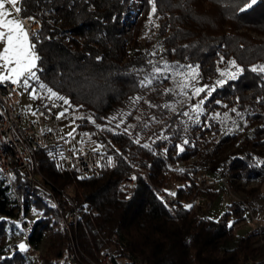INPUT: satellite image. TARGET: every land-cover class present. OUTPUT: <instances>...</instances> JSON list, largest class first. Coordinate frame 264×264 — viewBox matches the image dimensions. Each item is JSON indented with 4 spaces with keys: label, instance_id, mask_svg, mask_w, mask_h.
Instances as JSON below:
<instances>
[{
    "label": "trees",
    "instance_id": "trees-1",
    "mask_svg": "<svg viewBox=\"0 0 264 264\" xmlns=\"http://www.w3.org/2000/svg\"><path fill=\"white\" fill-rule=\"evenodd\" d=\"M132 1L23 0V16L41 22L31 38L39 56L34 82L84 112L77 132L100 160L98 173L84 174L65 165L57 144L38 153L45 177L79 208V264L98 263L104 249L111 264H264L251 252L255 233L236 232L248 218L246 199L260 197L264 183V39L234 32L264 34V0L243 11V0H208L220 23L199 13V0H155V12L151 0H140L132 19ZM199 87L196 98H182ZM202 97L205 112L194 111ZM229 114L245 122L240 132ZM210 167L224 175L214 188L198 178L202 171L214 175ZM132 169L137 181L127 199L120 184ZM15 186L19 202L0 172V264H30L17 246L7 254L15 211L26 213L30 198L59 221L71 208L60 196L57 211L38 189L30 197L18 170ZM227 190L246 198L231 200L218 218L185 202L196 194L222 201ZM168 192L179 203L165 204ZM50 221L35 220L30 246L38 247ZM71 248L65 231L54 233L42 264H70Z\"/></svg>",
    "mask_w": 264,
    "mask_h": 264
},
{
    "label": "built area",
    "instance_id": "built-area-1",
    "mask_svg": "<svg viewBox=\"0 0 264 264\" xmlns=\"http://www.w3.org/2000/svg\"><path fill=\"white\" fill-rule=\"evenodd\" d=\"M30 17V19H29ZM24 24L30 37L41 28V22L37 17L27 16L23 18ZM28 90V86L23 84H13L9 81L0 83V172L5 183L10 187L15 195V200L19 202V196L15 186L16 171L23 174L28 183V192L31 195L38 189L43 198L51 207L61 212L60 196L65 198L71 208L62 213L60 229L65 231L71 239L72 251L69 253L70 264H79V245L76 238L77 225L80 212L74 200L64 191L56 188L42 172L38 153L46 145L57 144L61 147L63 162L67 166L76 165L84 174H96L100 168V160L97 152L89 145L80 144L69 146L65 140L57 137L48 125L52 117L50 113L40 106L34 111L21 112L19 110L20 90ZM199 180L207 188H213L219 183L218 177L209 172L203 171L199 175ZM137 181V170L128 172L120 184V189L127 199L131 198ZM165 204L174 206L179 203V199L173 192H168L162 196ZM197 208H210L212 202L202 194H196L191 200L185 201ZM15 222L28 234L34 227V222L27 218L20 208L17 209ZM58 229V227H57ZM27 250V254L37 255L34 246ZM91 264H111V252L104 249L97 263Z\"/></svg>",
    "mask_w": 264,
    "mask_h": 264
},
{
    "label": "rangeland",
    "instance_id": "rangeland-1",
    "mask_svg": "<svg viewBox=\"0 0 264 264\" xmlns=\"http://www.w3.org/2000/svg\"><path fill=\"white\" fill-rule=\"evenodd\" d=\"M199 4L197 2L198 10L199 13L202 14L206 18V20L211 21L212 23H220V18H221V13L219 10L215 9H210L213 7V5L208 1L204 0L200 2ZM8 8H11L10 4H6ZM17 6L21 9L19 13H14L15 17L17 19H20L23 21L24 18V13H23V8H24V3L23 0H18ZM141 9V1L140 0H133L130 11L128 15H132L131 18L134 19L136 18L137 15H139ZM228 24V23H227ZM230 24V23H229ZM24 28L27 30L24 21H23ZM128 27L130 28L129 30V36L131 35V28H132V20L129 22ZM227 29V28H226ZM28 31V30H27ZM241 32V31H249L252 36H255L257 39H264V34L258 33V31H253V30H248L247 28H240L238 30H234V32ZM29 33V32H28ZM29 38L31 40V37L29 35ZM32 42V40H31ZM2 47V46H0ZM36 53V52H35ZM34 70V69H33ZM35 72V71H34ZM179 75V74H178ZM190 74L189 76H191ZM23 79V78H22ZM36 78H30L28 79V90H20V102H19V110L21 112H26V111H34L40 106H43L51 115L52 120L51 123L48 125V127L54 131V133L57 135V137L65 140V142L69 146H76L80 144H86V145H92V142H87L88 141V136L84 135L83 137H80V135L77 132V118L81 117L84 112L78 111V110H70L66 103L58 99L57 97H60L55 91L50 89L49 87L45 86L44 84H36L34 82ZM183 80V81H182ZM8 81V80H6ZM11 82V81H9ZM182 83H188L192 82V80H185V78L181 79ZM180 82V85H181ZM1 83V82H0ZM23 84L22 82L18 85ZM51 90V92L49 91ZM195 89L197 88H192L190 96L187 95H182L183 99H186L187 96L196 98L197 93L195 92ZM200 89V87H199ZM51 93H55L56 95L53 96ZM185 94V93H184ZM187 98V99H189ZM199 104V109L201 112H205V108L201 105L204 102V98H200V100L197 101ZM201 107V108H200ZM192 109L195 108V104L191 106ZM197 111V110H196ZM220 113V114H219ZM217 113L216 115H222L221 112ZM214 113L212 112V115ZM215 116V115H214ZM225 119H231L232 122V129L235 132H240L243 128V125L245 122L237 120L233 115L229 114L226 115ZM184 163L179 162L178 166L183 167ZM210 171H213L216 177L218 178H224V175L222 172L219 170L217 167H210ZM203 172V171H202ZM250 186L256 185V182L253 181L249 183ZM176 186V183L174 185L172 184L171 189ZM214 188V187H213ZM261 196L256 198V199H246V201L249 204L250 211L248 214V218H246L245 221L241 222L238 227L236 232L237 233H246L248 231H252L255 233V241L251 245V252L252 255L255 259H260L264 258V183L261 185ZM222 201L221 199H217L213 202V205L211 209L209 208H197L194 207L195 209L199 210L201 213H205L211 218H218L220 217L227 209V204L231 202L233 199H245L246 196L243 193H238L234 190H227L222 193ZM10 198L12 200H15V195L13 192L10 193ZM33 198V197H32ZM30 198L29 204H28V209L26 212L27 218L32 220L35 223V220L42 217V216H47L51 218L49 228L45 231L44 237L41 240L40 244L38 247H35L37 250V255H30L27 254V250L30 249V245L27 241V233L19 226L17 222H14V228L13 230H10V236L8 238V245L11 246V249L7 252V254H11L13 252V247L17 246L18 249L21 251H24L27 260L30 261V264H42V259L43 257L48 255V249L52 243V235L54 233L62 231L60 229V224L62 222V218H60V221L56 218V216L53 213H46L45 208H37L35 204L33 203V200ZM17 212V210L15 211ZM54 215V216H53ZM230 222H232V218L229 219ZM58 227V229H57ZM68 235V234H67ZM69 237V236H68ZM70 239V237H69ZM71 243V239H70ZM20 245H23V249L20 247ZM72 247V245H71ZM72 251V248L70 249L69 253ZM77 252L82 254V251L80 252V249H77ZM93 261V260H91Z\"/></svg>",
    "mask_w": 264,
    "mask_h": 264
},
{
    "label": "snow or ice",
    "instance_id": "snow-or-ice-1",
    "mask_svg": "<svg viewBox=\"0 0 264 264\" xmlns=\"http://www.w3.org/2000/svg\"><path fill=\"white\" fill-rule=\"evenodd\" d=\"M152 2V11H156L155 0ZM256 0H243L241 11L246 7H251ZM18 0H0V82L11 81L13 84L23 83L28 86V79L36 78L33 71L37 66L39 56L35 53V45L29 38L28 31L24 28L23 21L17 19L14 13H19L21 9L17 6ZM6 4H10L8 8ZM30 19V17H29ZM157 71H160L157 69ZM253 71H256L254 68ZM260 71L264 72V68ZM23 78V79H22ZM51 92V90L49 89ZM202 89H195L199 94ZM55 96V93H51ZM63 100L64 97H57ZM65 103L68 101L65 100ZM199 109V104L193 109ZM187 114V113H185ZM23 249V245H20Z\"/></svg>",
    "mask_w": 264,
    "mask_h": 264
}]
</instances>
